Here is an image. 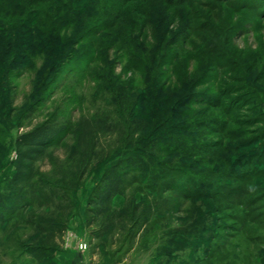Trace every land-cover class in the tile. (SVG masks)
<instances>
[{
    "label": "rangeland",
    "instance_id": "374dc122",
    "mask_svg": "<svg viewBox=\"0 0 264 264\" xmlns=\"http://www.w3.org/2000/svg\"><path fill=\"white\" fill-rule=\"evenodd\" d=\"M135 8L153 12L155 24L137 29L128 21L85 37L81 36L86 30L79 32L75 27L62 31V44L68 51L74 45V53L68 54L60 66L55 67L53 59L37 54L29 66L11 76L16 117L23 120L25 127L14 128L6 140L9 153L0 162V188L5 187L6 179L15 170L17 135L34 125L54 116L74 126L81 116L116 119L118 100L129 104L131 98H137L139 109L141 105L148 112L151 99H142L150 91L151 77L138 70V65L143 69L146 66L137 59L149 58L156 52L166 53L165 60L160 57L155 63L165 97L189 92L194 95L190 89L194 81L202 76L209 81L190 96L189 110L193 113L188 124L193 131L184 134L193 135L194 143L201 142L203 147L209 141L223 147H217L218 156L212 163H207L208 154L202 151L194 150L197 157L176 154L183 163L167 173L166 181L181 179L184 172L179 171L185 170L207 178L203 189L217 192L226 187L232 192L242 191L225 198L217 192L215 200H190L136 172L123 193L113 200L112 210L118 215L127 210L130 215L134 203L141 205L136 213L146 214L139 218V228L117 216L116 226L96 239L91 232L99 225L86 222L92 215L88 210L92 190L105 164L95 163L76 189L66 190L67 209L57 208L50 192L55 183L67 184L59 173L69 166L76 150L77 136L72 130L38 163V178L29 186L26 201L16 205L8 221L0 225V264H33L23 246L33 239L45 238L39 224L51 217L67 225L61 248L71 249L67 237L74 234L88 243L89 264H264V0H193L167 12L173 15L170 21L164 12L166 22L155 0H140L127 9L131 12ZM187 16L192 25L188 30ZM0 22L5 26L10 23L2 17ZM35 26L29 29L33 31ZM52 30L49 33L55 35ZM177 36L178 45H166ZM77 38L79 42H74ZM195 97L205 99L206 105L193 103ZM118 140L125 142L124 137L113 134L105 137L104 143L111 149ZM227 156L245 157L251 162L254 159L255 172L248 177L244 168L239 172L244 177L238 180L225 167ZM222 172L228 175L223 180ZM165 201L168 204L160 207ZM215 208L221 210L213 213ZM145 216L148 220L143 223ZM135 230L140 236L132 241L130 233ZM218 231L222 237L214 240ZM225 243L226 248L220 250ZM48 263L54 264V260Z\"/></svg>",
    "mask_w": 264,
    "mask_h": 264
},
{
    "label": "trees",
    "instance_id": "16d2710c",
    "mask_svg": "<svg viewBox=\"0 0 264 264\" xmlns=\"http://www.w3.org/2000/svg\"><path fill=\"white\" fill-rule=\"evenodd\" d=\"M138 1L140 0H0V19L2 17L10 23L13 21L16 23L11 27L10 23L9 26H5L0 22V162L9 153L6 140L10 132L16 127H25L23 120H18L16 117L15 86L12 85L11 76L19 72L23 66H29L30 60L37 54L53 59L55 67L60 66L68 54L74 53V45L70 46L68 51L66 44H62L64 42L60 36L62 31H70L75 27L79 32L86 30L81 36L85 37L88 33L107 31L128 21L131 22L128 23L132 27L137 29L152 27L156 22H154L153 12L143 8H135L131 12L127 9L128 5ZM155 1L163 10L162 21L166 22L163 19L166 16L164 12H170L175 7H185V4L193 0ZM166 18L167 21H170L173 15L167 13ZM186 22L188 30L192 26L188 22V16ZM28 24L37 26L32 31ZM51 30L55 32V35L49 33ZM79 40L77 38L74 42H79ZM171 41L168 40L166 45H178V36ZM139 42L142 44L140 39ZM53 43L55 44L54 48L52 47ZM183 45L184 43L182 47ZM161 55L155 52L149 58L137 59L140 64L143 62L146 66L143 69L138 65V70L151 77L148 86L151 92H147V97L142 99L143 101L151 99L148 112L145 111L144 106L140 105L139 109L140 102L137 101V98L136 100L131 98L129 104L126 103L127 105L118 100L120 103L117 110L119 115L116 119L81 116L74 126L71 121L58 119L54 116L55 119H47L17 135L14 142L15 170L12 176L6 179L5 187L0 188V225L8 221L15 211L16 205L21 204L23 200L26 201L29 186L38 178V163L46 157L51 148L64 141L72 130L73 134L77 136L76 150L70 157L69 166L61 169L59 173L67 180L66 185H70L55 183L50 192L53 201L58 203L57 208L67 209L64 205L67 200L66 190L76 189L95 163L103 162L105 164V170L92 190L88 209L92 215L86 222L90 226L99 225L98 230L91 232V235L96 239H101L105 233L116 226L119 221L117 216L127 218L128 222L138 226L139 218L146 214L145 211L140 214L136 213L141 206L136 203L133 204L130 215L127 210L122 211L119 215L112 210L113 200L123 193L127 181L136 172L144 173L156 184L161 182V187L165 186L169 190L181 193L183 197L190 200H215L214 196L217 192H219L220 198H225L242 191L236 189L232 192L231 188L226 189V187H222L217 192L203 189L207 178L197 177V174H189L185 170L179 171L184 172L182 173L184 177L181 179L174 183H171L170 180L166 181L167 173L177 170L183 163L176 159V154H180L183 158L197 157V152L202 151L208 154L207 163H212L218 156L217 147L219 145L222 147V145L219 142L209 141V143L206 142L207 147H203L201 142L194 143L193 135L184 134V132L193 131V128L188 124L191 119L188 117L193 113L192 110H189L190 98L197 94L198 88L203 87L206 85V81H209L203 76L194 81L190 87L194 95L189 92L182 96L169 95L165 97L164 94L162 95L165 91L164 85L157 80L160 78V72L156 74L157 69H155L158 58L161 57L160 60L166 58V53ZM171 65L173 67L174 62H171ZM54 66H52L53 69ZM193 101L199 105H206L207 102L198 97H195ZM211 102L213 103V101ZM113 134L118 135L120 139L124 137L125 142L118 140L109 149L106 147L104 139ZM197 137L202 138L201 135H197ZM227 158L225 161L229 162L225 167L230 168L233 173L231 176H237L238 180L244 177L243 174H239L244 168L248 177L256 170L254 159L251 162L245 157L233 159V157L227 156ZM166 159L169 161V165H167ZM198 163L203 164L204 161ZM225 177L228 175L222 172V180ZM222 180L221 184L225 185ZM45 182L47 181L45 180ZM162 182L165 183L162 184ZM167 204L168 202L165 201L164 204H160V207ZM220 210V208H215L213 213ZM115 220L118 221L115 222ZM147 220L148 218L145 216L143 223ZM239 220L236 218L238 224ZM39 230L41 235H45V238L41 241L33 239L25 244L23 246L24 253L32 259L31 263L33 264H51L48 262L52 259L54 264H57L56 253L61 249L60 245L67 225L57 222V219L51 217L44 219L43 223L39 224ZM138 236H140L139 230L131 231L130 239L132 241L136 240ZM221 237L220 231L213 235L214 240ZM226 246L225 243L219 249H225Z\"/></svg>",
    "mask_w": 264,
    "mask_h": 264
},
{
    "label": "crops",
    "instance_id": "0c3cea01",
    "mask_svg": "<svg viewBox=\"0 0 264 264\" xmlns=\"http://www.w3.org/2000/svg\"><path fill=\"white\" fill-rule=\"evenodd\" d=\"M88 252L81 253L73 249L61 248L56 253L57 264H89Z\"/></svg>",
    "mask_w": 264,
    "mask_h": 264
},
{
    "label": "built area",
    "instance_id": "2783aa9c",
    "mask_svg": "<svg viewBox=\"0 0 264 264\" xmlns=\"http://www.w3.org/2000/svg\"><path fill=\"white\" fill-rule=\"evenodd\" d=\"M67 246L81 253H86L89 249L88 243L76 234L72 237H67Z\"/></svg>",
    "mask_w": 264,
    "mask_h": 264
}]
</instances>
